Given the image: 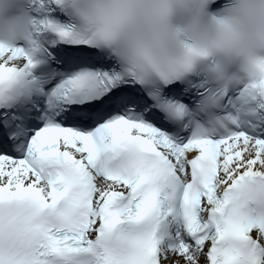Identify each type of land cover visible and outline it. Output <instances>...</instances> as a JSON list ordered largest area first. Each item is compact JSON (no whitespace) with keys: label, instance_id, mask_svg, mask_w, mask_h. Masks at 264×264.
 <instances>
[{"label":"snow or ice","instance_id":"6c2138e0","mask_svg":"<svg viewBox=\"0 0 264 264\" xmlns=\"http://www.w3.org/2000/svg\"><path fill=\"white\" fill-rule=\"evenodd\" d=\"M0 43V264H264V77L146 89L30 0Z\"/></svg>","mask_w":264,"mask_h":264},{"label":"clouds","instance_id":"9594fccd","mask_svg":"<svg viewBox=\"0 0 264 264\" xmlns=\"http://www.w3.org/2000/svg\"><path fill=\"white\" fill-rule=\"evenodd\" d=\"M30 0H0V43L30 42ZM62 0L74 31L146 89L198 71L223 90L264 77V0Z\"/></svg>","mask_w":264,"mask_h":264}]
</instances>
